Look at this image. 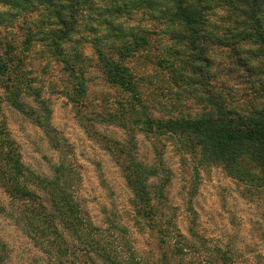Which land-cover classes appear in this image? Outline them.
<instances>
[{
	"label": "trees",
	"instance_id": "16d2710c",
	"mask_svg": "<svg viewBox=\"0 0 264 264\" xmlns=\"http://www.w3.org/2000/svg\"><path fill=\"white\" fill-rule=\"evenodd\" d=\"M39 1L48 3L45 9H51L50 15L62 27L58 34L50 32L46 47L57 45L55 38L61 41L56 48L57 59L74 79L78 72L74 63L81 53L77 52L73 58L64 53L65 42L74 38L69 35L70 27L75 24L74 13L86 9L90 19L87 24H78L73 30L75 36H81V29L87 26L91 30L97 25L105 27L102 38L106 41L101 44L99 38L93 40L96 55L103 63L108 83L127 95L117 101L119 107L108 113V120L112 119L126 131V139L114 141V145L122 159L121 170L131 192L134 214L147 224L145 230L156 229L158 234L157 253L138 254L123 226L109 222L102 229L94 224L75 195L70 183L71 169L62 161L53 168L50 178L29 170L21 161L15 143L0 127V188L11 208L18 206L17 216L10 209L5 217L13 219L18 226L22 224L24 233L58 264H214L215 261L232 264L231 254L220 247L208 250L183 242L184 236L162 212L161 198L169 176L162 164L160 143L176 142L181 152L197 157L198 165L220 166L231 178L264 194V0H234L239 3L234 25L221 35L210 31L213 26L204 12L209 0ZM138 9L144 10L149 18L161 20L164 26L169 23L175 26L168 33L171 45L161 46L154 58L147 47L153 41L150 37L153 28L125 25V17L131 18ZM67 14L70 22L66 21ZM227 35L237 43L251 41L256 48L239 53V48L231 47L237 54L236 65L248 68L258 78L256 92L263 99L250 107L237 108L228 103L210 79L214 77V66L204 43L223 44ZM138 52L140 60L136 58ZM8 53L0 55V81L6 83L9 101L45 130L52 147L60 149L58 136L50 135L47 129L50 111L46 100L41 98L38 88L24 84V73L17 67L21 58L13 66V57ZM248 54L255 59L260 57L259 62L250 60ZM136 62L151 63V72L137 70ZM150 83L152 86L146 91L143 86ZM79 87L76 92L81 93ZM154 90L160 97L168 95V98L177 92H191L202 103L200 112L195 116L187 113L154 116L152 109L167 105L162 100H152ZM25 91L36 101V107L19 98ZM174 105L171 103L170 107ZM135 130L153 140L155 163L147 165L136 159L132 148ZM159 171L164 174L154 185L150 179L159 176ZM104 230H109L111 236L103 235ZM5 247L0 238L1 263H4L1 254Z\"/></svg>",
	"mask_w": 264,
	"mask_h": 264
},
{
	"label": "rangeland",
	"instance_id": "374dc122",
	"mask_svg": "<svg viewBox=\"0 0 264 264\" xmlns=\"http://www.w3.org/2000/svg\"><path fill=\"white\" fill-rule=\"evenodd\" d=\"M20 1L0 0V55L9 52L13 66L21 58L17 67L24 73V84L38 88L41 98L46 100L50 111L47 129L50 135L58 136L60 149L52 147L42 127L32 123L28 115L11 104L4 81H0V127L15 143L21 161L29 170L50 178L53 168L62 161L71 169L70 183L75 195L81 199L94 224L102 229L109 222L123 226L138 254L157 253L158 234L156 229L145 230L147 224L134 214L130 204L131 192L121 170L122 159L114 145V141L126 139V131L112 119L108 120V113L112 114L116 106L119 107L117 101L127 95L108 83L103 63L96 55L93 40L99 38L101 44L106 41L102 38L105 27L97 25L91 30L86 25L80 31L82 35L75 36L73 30L78 24H87L90 19L86 9L74 13L75 24L69 31L74 38L65 42L64 50L71 58L77 52L81 53L78 62L74 63L78 71L77 79H74L57 59L56 48L61 41L55 38L57 45L50 49L46 47L51 39L50 32L58 34L62 29L50 15L51 9H45L48 3ZM208 2L204 12L213 26L210 31L221 35L234 25L235 8L239 3L234 0ZM144 12L134 10L131 18L125 17V25L153 28L150 34L153 41L147 47L149 55L154 58L161 46L171 45L168 33L175 26L171 23L164 26L161 20L149 18ZM66 21L70 22L68 14ZM228 36L223 44L204 43L214 66V77L210 79L215 90L225 96L228 103L237 108L250 107L263 99L256 92L258 78L248 68L236 65L237 54L231 47L239 48V53L256 48L251 41L237 43ZM140 52L144 53L143 50ZM248 56L256 63L260 60V57ZM136 58L142 59L139 52ZM135 65L137 70L151 72V63L138 62ZM78 86L81 93L76 92ZM151 86L150 83L143 87L148 91ZM26 92L29 91L22 92L19 98L36 107V101ZM168 97H160L154 90L152 100L167 104L152 109L154 116L185 113L195 116L200 112L202 103L197 98L195 100L191 92H177ZM171 103L175 104L172 108ZM134 132L135 145L132 148L136 159L147 165L155 163L153 140L139 130ZM160 147L162 164L169 176L161 198L162 212L184 236L183 242L186 240L188 244L208 250L220 247L231 254L232 264H264V194L231 178L220 166L198 165L197 157L181 152L176 142L164 140ZM163 174L161 171L150 182L159 183ZM10 209L9 199L0 188V238L6 246L1 254L4 263L0 264H58L24 233L22 224L18 226L13 219L5 217L6 210ZM12 212L17 216L18 206L13 205ZM102 234L111 236L109 230L102 231ZM214 264L220 263L215 261Z\"/></svg>",
	"mask_w": 264,
	"mask_h": 264
}]
</instances>
